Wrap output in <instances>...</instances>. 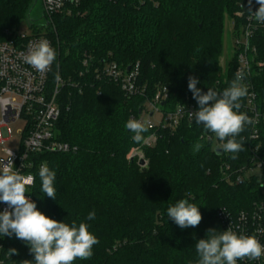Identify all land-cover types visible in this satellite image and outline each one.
<instances>
[{
	"label": "trees",
	"instance_id": "obj_1",
	"mask_svg": "<svg viewBox=\"0 0 264 264\" xmlns=\"http://www.w3.org/2000/svg\"><path fill=\"white\" fill-rule=\"evenodd\" d=\"M247 1L83 0L81 14L55 16L56 33L50 36L56 43V66L66 80L83 88L79 92L72 85L64 87L57 131L77 150L43 155L31 194L37 209L48 217L70 226L84 222L98 238L93 256L74 264H197L196 242L206 239L209 229L223 231L218 210L250 208L258 199V190L250 185L229 186L221 180L219 156L212 142L200 138L203 125L184 122L175 133L159 130L157 145L144 147L149 160L145 168L129 155L154 129L137 142L125 127L129 119L140 117L159 85L169 88L164 111L187 98L198 105L188 89L190 76L198 78L197 88L203 93L208 88L222 93L230 85L238 60L233 56L225 68L220 65L225 16L240 28L244 20L237 13ZM32 5L33 0H0V42L8 39V31L19 30ZM253 41L258 54L252 81L257 101L264 102V27ZM85 52L96 65L112 61L128 68L140 62L139 83L147 86L146 94L127 97L119 85L98 79L93 67L87 72ZM249 131L246 125L240 134L245 148L237 156L250 153ZM197 143L202 145L199 151ZM261 143L264 157V129ZM42 162L56 173V199L41 191ZM181 199L199 207L198 226L181 229L168 218V207ZM92 211L95 219L88 220ZM3 237L6 252L17 249L12 264L34 261L24 241L14 234Z\"/></svg>",
	"mask_w": 264,
	"mask_h": 264
},
{
	"label": "built area",
	"instance_id": "obj_2",
	"mask_svg": "<svg viewBox=\"0 0 264 264\" xmlns=\"http://www.w3.org/2000/svg\"><path fill=\"white\" fill-rule=\"evenodd\" d=\"M44 14L47 24L44 27L36 25L28 26L16 32H7L8 39L0 42V162L9 159V151L12 153L14 170L25 177H33L34 181L29 186L28 198L35 202L31 190L35 185V171L38 160L45 154L68 153L76 151L77 148L60 139L57 131V123L62 115L64 103V87L72 85L83 91L79 82L66 80L53 62L49 71L38 72L36 69L25 63L23 55L28 52L29 46L41 40L49 41L55 49L56 43L51 32L56 33L55 16H74L81 14L79 9L83 0H42ZM259 8L256 0H252L246 8L238 11L237 16L244 20L237 28L234 22V29L237 31L236 42L234 43L235 55L238 60V69L243 70L245 79L243 83L248 88V95L240 101L242 107L240 112L246 113L255 119L254 125H247L249 131L248 156H237L232 159V153L223 152L217 154V149L223 143L215 135L204 130L201 139L212 142L213 149L219 156V171L221 180L229 186H240L248 184L251 188L258 190V199L252 201L250 208L233 210L224 206L217 212L218 220L223 226V231L229 227L237 234H255L262 245H264V157L260 153L262 147L261 133L264 129V102L257 101V94L252 81L253 66L257 59V46L254 38L257 32L264 27V23L256 21L250 11L254 13ZM37 29V31H36ZM57 59V55H56ZM83 65L90 71L93 67V74L98 79H106L121 87L127 97L145 95L147 86L139 83L140 62L130 65L128 68L120 66L116 62H105L96 65L93 57L85 52ZM261 67L263 63H258ZM57 75L59 78H57ZM84 73H81V76ZM169 98V88L164 85L157 86L154 99L147 101L144 109L137 120L144 122L141 118L146 114L148 119L145 124L148 129H154L141 145L131 150L129 157L138 158L142 168L148 167L149 160L145 156L144 147L153 148L157 145L160 137L159 130H166L175 133L182 123L195 122L191 113L199 110L196 103L187 98L185 102L179 103L173 110L164 111ZM7 101V104H4ZM18 120H25L27 127L23 132L21 143L18 149L8 148L7 142L12 138L11 124ZM144 162L141 164V162ZM42 162L39 165V168ZM2 167V163H0ZM16 168V169H15ZM8 206L0 202V212ZM0 264H12L6 255L4 237L0 236ZM237 264H264V256L257 260H239Z\"/></svg>",
	"mask_w": 264,
	"mask_h": 264
},
{
	"label": "clouds",
	"instance_id": "obj_3",
	"mask_svg": "<svg viewBox=\"0 0 264 264\" xmlns=\"http://www.w3.org/2000/svg\"><path fill=\"white\" fill-rule=\"evenodd\" d=\"M251 2L252 0H249V5ZM256 3L259 4V8L254 13L251 11L250 13L256 21L264 23V0H256ZM56 55L49 41L41 40L29 46L23 59L38 72L45 73L50 70ZM244 79V71L238 69L235 78L222 93L211 88L203 93L197 88L198 78L193 76L188 78V89L199 106L198 111L191 113L195 123L203 125L206 131L213 133L223 142L220 149L232 153V159H236L237 154L245 148L244 138L240 134L245 131L246 125L256 123L254 118L239 111L242 107L240 101L248 95V88L243 83ZM7 103L4 101V104ZM125 127L135 134L133 139L137 142L141 141L142 134L148 131L145 122L137 119H129ZM194 147L199 151L202 145L197 143ZM9 157L7 163L0 162L2 163L0 202L8 206L0 212V236L11 238L14 234L17 239L29 246L30 253L34 254V261L25 260L22 264H74L77 259H90L93 256V246L98 244L99 240L89 231V226L84 222L77 226L75 221L70 226L39 211L35 202L26 195L34 178L25 177L14 170L11 151ZM39 177L42 183L41 191L48 197L56 199L55 171L50 170L47 164H42ZM95 215V211H92L87 219L93 220ZM167 216L181 229L194 228L202 220L199 207L186 199L169 206ZM195 249L199 256L197 264H237L239 260H257L264 256V245L255 234H237L230 227L222 232L209 229L207 238L199 239ZM13 254H18L17 249L12 248L6 252L9 259Z\"/></svg>",
	"mask_w": 264,
	"mask_h": 264
},
{
	"label": "rangeland",
	"instance_id": "obj_4",
	"mask_svg": "<svg viewBox=\"0 0 264 264\" xmlns=\"http://www.w3.org/2000/svg\"><path fill=\"white\" fill-rule=\"evenodd\" d=\"M225 38H224V52L220 57V65L222 68H225L227 63L231 60V58L235 55L234 43L237 38V31L234 29V19L230 17L228 14L225 16ZM47 24V20L44 14V7L42 0H33L32 8L29 12V16L22 23V30L26 29L28 26L36 25L39 27H44ZM28 25V26H27ZM56 26V22H55ZM141 118L144 122L148 119L146 114L142 115ZM2 119V115L0 112V120ZM12 130V138L6 144L8 148L18 149L21 143V139L23 136V132L27 127V122L25 120H18L15 123L11 124ZM1 153V150H0ZM131 155V154H130Z\"/></svg>",
	"mask_w": 264,
	"mask_h": 264
},
{
	"label": "water",
	"instance_id": "obj_5",
	"mask_svg": "<svg viewBox=\"0 0 264 264\" xmlns=\"http://www.w3.org/2000/svg\"><path fill=\"white\" fill-rule=\"evenodd\" d=\"M216 152H217V154L220 155V154H221V149L218 148ZM143 163H144V162L142 161L141 164H143Z\"/></svg>",
	"mask_w": 264,
	"mask_h": 264
}]
</instances>
